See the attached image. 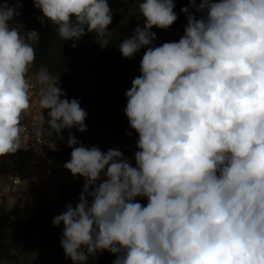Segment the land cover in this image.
Masks as SVG:
<instances>
[{
    "label": "clouds",
    "instance_id": "1",
    "mask_svg": "<svg viewBox=\"0 0 264 264\" xmlns=\"http://www.w3.org/2000/svg\"><path fill=\"white\" fill-rule=\"evenodd\" d=\"M32 2L64 41L95 32L101 47L109 44L108 0ZM19 6L0 3V157L21 149L31 108L27 74L39 33L14 22ZM174 7L142 0L144 26L119 45L126 59L147 48L125 93L135 166L120 150L86 147L69 132L63 167L85 182L53 225L63 224L60 244L73 264L105 250L113 264H264V0H189L183 36L152 47L151 29L173 25ZM36 78V136L45 109L49 135L84 132L87 113L66 98L59 77L41 66Z\"/></svg>",
    "mask_w": 264,
    "mask_h": 264
},
{
    "label": "trees",
    "instance_id": "2",
    "mask_svg": "<svg viewBox=\"0 0 264 264\" xmlns=\"http://www.w3.org/2000/svg\"><path fill=\"white\" fill-rule=\"evenodd\" d=\"M115 2L116 0H108L112 13ZM173 2L177 20L167 29L153 26L151 31L156 34V39L153 40L152 47L178 41L184 34L187 19L181 8L188 7L189 0ZM199 2L197 0V4ZM16 3L17 0H9V6H15ZM19 4L17 11L20 15L15 17L14 22L23 25L24 31L36 30L39 33V41L32 42L36 51L34 69L39 71L41 66L47 67L50 75L59 77V84L66 98L77 99L87 113L86 130L80 132L77 128L64 129L61 133L63 139L55 134L49 135L51 130L45 122L42 137L46 141L43 146L47 156L62 165L69 161L72 148L68 146L67 139L71 132L84 146H96L102 152L118 149L124 157L130 156L135 164L134 153L138 149L134 147V143L138 134L129 127L124 112L127 105L125 93L131 88L133 79L141 75L140 65L147 48L142 47L131 59H126L122 56L119 45L133 35L137 26H144V18L140 12L128 16L113 13L112 23L109 25L110 34L107 36L109 44L101 47L95 32L86 33L76 41H64L50 21L44 19L41 22L43 13L35 8L32 0H19ZM189 14L197 18L202 15L192 8H189ZM73 43L76 47H72ZM84 182L81 177L73 199L61 202L63 207L78 203ZM135 200L144 206L148 203L146 197H136ZM62 212L64 211L42 208L24 220L16 216L15 222L19 226L25 248L65 255L60 244L64 226L62 223L59 226L53 225V218ZM13 213H16V209H12L7 218L10 219ZM111 254L105 250L97 252L94 258H106ZM94 258L90 256L88 259Z\"/></svg>",
    "mask_w": 264,
    "mask_h": 264
},
{
    "label": "crops",
    "instance_id": "3",
    "mask_svg": "<svg viewBox=\"0 0 264 264\" xmlns=\"http://www.w3.org/2000/svg\"><path fill=\"white\" fill-rule=\"evenodd\" d=\"M37 70L30 67L27 79L37 82ZM30 90L31 108L22 121L25 125L32 120L41 123L42 109L39 106V90ZM47 111L43 115L47 119ZM46 119L43 121V127ZM33 134L22 133L21 149L14 154L0 157V216L11 209H18L21 215L29 216L60 201L72 200L80 176L74 177L62 164L51 160L44 146L35 144ZM18 177L19 185L13 180Z\"/></svg>",
    "mask_w": 264,
    "mask_h": 264
},
{
    "label": "rangeland",
    "instance_id": "4",
    "mask_svg": "<svg viewBox=\"0 0 264 264\" xmlns=\"http://www.w3.org/2000/svg\"><path fill=\"white\" fill-rule=\"evenodd\" d=\"M140 2H142V0H116L113 13L122 16L132 15L139 11ZM137 140L138 136L134 143L135 148ZM125 158L135 166L130 156ZM61 202L62 201L44 208L65 211L66 208L62 206ZM10 211L0 216V264H73L72 260L65 255L25 248L19 226L15 222V217L19 216L24 220L28 216L21 215L20 211L16 209V213L11 214L9 217L10 219H8L7 217ZM10 220L11 223L9 224ZM115 259L116 256L111 254L106 258L96 257L94 259H88L87 264H113Z\"/></svg>",
    "mask_w": 264,
    "mask_h": 264
},
{
    "label": "built area",
    "instance_id": "5",
    "mask_svg": "<svg viewBox=\"0 0 264 264\" xmlns=\"http://www.w3.org/2000/svg\"><path fill=\"white\" fill-rule=\"evenodd\" d=\"M30 85H31V90H36L38 89L41 85L39 84V82H29ZM26 125V133H30V134H33L34 138H35V144L37 145H44L46 144V141L45 139L41 136L37 137L35 132H34V128L39 126L40 123H38L36 120H32L30 121L29 123L25 124ZM136 146V145H135ZM13 184L14 185H19L20 184V179L18 177H16L14 180H13ZM11 223V220L9 221V224Z\"/></svg>",
    "mask_w": 264,
    "mask_h": 264
},
{
    "label": "bare ground",
    "instance_id": "6",
    "mask_svg": "<svg viewBox=\"0 0 264 264\" xmlns=\"http://www.w3.org/2000/svg\"><path fill=\"white\" fill-rule=\"evenodd\" d=\"M138 141V140H137Z\"/></svg>",
    "mask_w": 264,
    "mask_h": 264
}]
</instances>
